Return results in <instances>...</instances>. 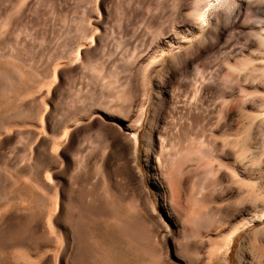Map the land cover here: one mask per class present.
<instances>
[{"label": "rangeland", "instance_id": "374dc122", "mask_svg": "<svg viewBox=\"0 0 264 264\" xmlns=\"http://www.w3.org/2000/svg\"><path fill=\"white\" fill-rule=\"evenodd\" d=\"M192 1L0 0V264H264V0Z\"/></svg>", "mask_w": 264, "mask_h": 264}, {"label": "bare ground", "instance_id": "6f19581e", "mask_svg": "<svg viewBox=\"0 0 264 264\" xmlns=\"http://www.w3.org/2000/svg\"><path fill=\"white\" fill-rule=\"evenodd\" d=\"M219 1H225V0H219ZM244 1L246 0H227V5L228 7L231 5V4H236V5H241ZM257 1V0H256ZM191 6H192V15H193V18L195 19V21L198 23L197 25H199V27L202 26V24H204V17L202 16V10L201 8L203 9V5H209L210 2L209 0H193L191 2ZM179 5V4H178ZM183 5L180 4L179 5V10L181 9ZM205 7V6H204ZM253 8V7H252ZM178 9V7H177ZM260 9V8H259ZM207 12V11H206ZM249 12V11H248ZM194 24V25H193ZM191 25L190 28H187V29H193V28H197L198 26H196L195 24L196 23H193ZM190 25H188L189 27ZM185 27L186 24H185ZM186 29V28H185ZM186 29V30H187ZM198 29V28H197ZM188 31V30H187ZM190 31V30H189ZM192 33V32H190ZM170 34V33H169ZM188 34V33H187ZM191 35V34H190ZM189 35V36H190ZM176 35H168V38L165 43L166 45L165 46H162L160 47L158 50H152L150 48H147L144 52H142L141 54H139L137 56V60L138 61H143L144 59L145 60H149V63L148 65L146 66V69H145V73L146 74H149L150 72V68L151 66L153 65V63L156 61V59H154L155 57L159 56V58L169 49L173 48V47H176L178 46L182 41H185V38L187 37L186 35L184 36L181 35V36H184L182 38H177L175 37ZM180 37V36H179ZM262 39V38H261ZM249 40V39H248ZM232 49V48H231ZM77 55H78V52H77ZM136 60V59H135ZM161 60V59H160ZM148 62V61H147ZM257 69V67H251V70H255ZM260 70V69H259ZM260 74H262V76H264V68L261 70ZM197 88V87H196ZM199 94V93H198ZM192 100V99H191ZM228 103V102H227ZM223 105V104H222ZM225 107V106H224ZM46 112H47V109L45 108L44 109V112H43V117L44 119H46ZM142 113V111L140 112ZM220 113V112H219ZM141 115L142 114H139L138 116V121L140 122V118H141ZM138 121H137V124H138ZM180 130V129H179ZM187 132V131H186ZM189 132V131H188ZM185 132H183L184 134ZM133 140L136 144V134L133 133ZM176 134V133H175ZM182 134V136H184ZM186 134V133H185ZM181 135V132L179 133V136ZM177 136V135H176ZM181 136V140L177 139V141H172L174 142V149L171 148V151H168L165 146L163 148V144L161 143V140H159V152L157 153V155H153L154 156V161H155V168L158 166H164V169L165 171L163 172L164 173V176H165V179L168 180L169 184L171 185V179L173 176H175V179L177 181L176 185L177 187L179 188L180 185L182 184V180L186 177V175H191L192 176V179H193V176L196 177L198 176V172H197V166L199 165V161H200V155H201V149H197L195 148L192 144H190V142H184L185 140L183 139L184 137ZM189 136V135H187ZM178 137V136H177ZM184 141H183V140ZM186 139V138H185ZM164 141V140H163ZM189 143V144H188ZM217 144V143H216ZM135 146V145H134ZM213 146V145H212ZM210 147V146H209ZM215 147V146H214ZM211 148V147H210ZM136 150V149H135ZM211 151V150H210ZM136 152V151H135ZM134 152V153H135ZM203 152V151H202ZM205 153V151H204ZM136 155V154H135ZM205 156H207L208 160H210L211 158H213V156H211V154L209 153H206ZM245 158V157H244ZM163 162V163H162ZM221 165L222 163H218L217 167L216 168V171L215 173L216 174H219L220 170L222 169L221 168ZM234 166V165H233ZM199 170V169H198ZM165 172H166V175H165ZM214 172V170H213ZM213 173V174H215ZM167 176V177H166ZM234 175H232V177L229 178V181H235V180H241V178H237V177H233ZM223 177V176H222ZM219 178V177H218ZM217 178V179H218ZM214 182V184H219L220 180H217ZM167 182V183H168ZM240 183V182H239ZM195 184H197L195 182ZM182 186V185H181ZM201 187L202 185L199 184V186L197 187L198 190L201 191ZM172 187L170 186V189ZM245 188V187H244ZM173 189V188H172ZM247 188H245L246 190ZM249 189V188H248ZM191 191V190H190ZM247 193L248 190H247ZM210 194V193H209ZM172 195V194H171ZM172 197V196H171ZM172 199V198H171ZM175 199V198H174ZM181 208V207H180ZM180 212V211H179ZM181 213V212H180ZM179 213V214H180ZM178 214V212H177ZM178 214V215H179ZM198 212L197 211H190L189 213L186 214V217L187 219H192V218H197L198 217ZM260 217V216H259ZM183 220V219H182ZM251 220V219H250ZM249 220V221H250ZM248 222V220H246V223ZM245 223V224H246Z\"/></svg>", "mask_w": 264, "mask_h": 264}]
</instances>
